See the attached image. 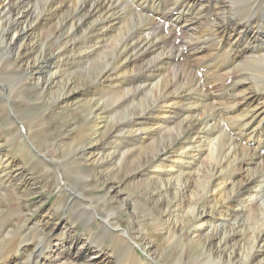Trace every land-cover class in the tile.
<instances>
[{"label": "bare ground", "instance_id": "obj_1", "mask_svg": "<svg viewBox=\"0 0 264 264\" xmlns=\"http://www.w3.org/2000/svg\"><path fill=\"white\" fill-rule=\"evenodd\" d=\"M31 87L84 116L61 146L81 158L71 168L57 145L38 147L45 116L24 122L11 141L32 148L72 202L84 197L71 178L86 180V163L108 167L106 196H121L117 170L127 159L139 169L124 185L145 181L169 241L190 233L180 261L264 264V0H0V95L10 93L0 115L20 113L12 98L33 104L24 94ZM7 150L0 144V189L34 194ZM103 199L87 198L74 213L103 219L106 251L59 216L49 231L61 242L37 222L29 233L0 222V264H142L132 228L115 210L98 211Z\"/></svg>", "mask_w": 264, "mask_h": 264}, {"label": "rangeland", "instance_id": "obj_2", "mask_svg": "<svg viewBox=\"0 0 264 264\" xmlns=\"http://www.w3.org/2000/svg\"><path fill=\"white\" fill-rule=\"evenodd\" d=\"M177 32L181 33L180 31ZM57 48L58 41H54L53 49L57 50ZM24 94L33 104L22 103L19 99L12 98L11 106L16 111H20V113L17 115L9 109L10 112L0 115V144L8 148L7 154L16 159L17 165L20 164L19 167L27 169L28 177L31 178L30 187L35 193L18 192L15 187L0 189V222L9 223L13 230L26 233H29L33 224L37 222L41 226L43 225L46 231L48 230L47 233L51 238L61 242L63 239L61 232H54L52 235L49 231L53 222L51 219L59 216L62 221L65 219L66 223H68V228L75 229L74 234L86 241L87 244H91L95 251H106L110 248L112 237L108 235L103 219L100 216H95L96 219L93 220L78 218L74 213L75 208L82 206L87 198L99 200L100 197L104 196L102 201H98V211L103 214L105 209L115 210L117 215H115L114 220L120 221L126 228H132L130 232L137 240L139 247L142 248L141 251L135 247L136 253L143 258L142 264H151L150 256L146 253H150L151 257H156V259L161 258L163 264H189L186 260L185 262L184 260L180 261L179 256L183 251L187 250V244L191 237L190 233H187V235L182 234L180 239L176 240L178 242L176 245V241L172 240L174 243L171 240L169 241L168 235H166L168 233L167 226L163 225V227H160V221L162 222L165 215L156 213L153 207L147 204V200H145L144 193L150 190L145 185V181L140 183L136 181L135 183L133 180L130 182L131 185H128L129 187L124 185L128 181L129 176L138 171V163H132L125 159L120 165L121 168L120 166L118 167V178L123 181L121 186L123 193L121 196L116 197H112L111 194L106 196L109 182L112 178L110 169L108 167L100 169L99 165L86 163L82 170V173L87 177L86 180L77 176L71 178L72 184L80 187L84 197L72 202V197L69 195L71 194L70 190L59 185V179L56 178V174L53 171L48 172L40 166L38 158L32 154L34 151L32 148L31 150H26L19 142H11L17 136L18 129L23 126L24 122H28L38 116H45L47 119V132L36 139L38 147L45 151L46 148L57 145L55 148L60 158L64 160L66 168H71L81 161L78 152L72 154L73 156H64V153H62L64 149L61 146L64 141L69 142L71 140L74 134V126L81 125L84 122V116L73 111L69 113L67 108L58 107L56 104L48 102L40 95V92L32 87L26 89ZM8 95L10 93L5 88L0 95V102L4 101ZM45 101L47 102L44 105H37L38 102ZM20 121L22 124H20ZM48 156L51 157L50 154ZM140 179L144 180V178H137V180ZM126 202L131 207L127 206ZM28 203L41 204L40 210L33 213ZM132 206L134 207L132 208ZM48 220H51V222ZM38 234V231L33 232L29 238L36 240ZM158 241H164L165 243L158 244ZM200 252L201 249L198 248L196 254Z\"/></svg>", "mask_w": 264, "mask_h": 264}]
</instances>
